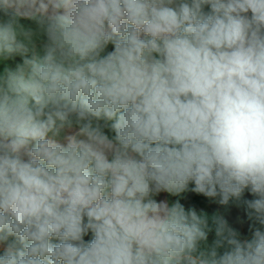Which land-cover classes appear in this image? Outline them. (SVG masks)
Wrapping results in <instances>:
<instances>
[{
  "label": "clouds",
  "instance_id": "9594fccd",
  "mask_svg": "<svg viewBox=\"0 0 264 264\" xmlns=\"http://www.w3.org/2000/svg\"><path fill=\"white\" fill-rule=\"evenodd\" d=\"M0 67V264H264V0H0Z\"/></svg>",
  "mask_w": 264,
  "mask_h": 264
},
{
  "label": "trees",
  "instance_id": "16d2710c",
  "mask_svg": "<svg viewBox=\"0 0 264 264\" xmlns=\"http://www.w3.org/2000/svg\"><path fill=\"white\" fill-rule=\"evenodd\" d=\"M191 187V186H190ZM245 197L251 199L249 193H245ZM173 202L179 199L186 208L195 207L197 210L203 209L211 215L213 212L219 211L229 221L230 225L241 231L242 235L250 236L248 231L251 224L247 220L246 212L243 208H237L235 205H229L227 207L218 205L208 200V198L200 196L196 193L186 192L179 197H172ZM215 238L214 232L209 234V243Z\"/></svg>",
  "mask_w": 264,
  "mask_h": 264
},
{
  "label": "rangeland",
  "instance_id": "374dc122",
  "mask_svg": "<svg viewBox=\"0 0 264 264\" xmlns=\"http://www.w3.org/2000/svg\"><path fill=\"white\" fill-rule=\"evenodd\" d=\"M22 62V58L21 57H19V56H17V57H15L13 60H10V61H8L7 62V66L8 67H11V68H15V65L17 64V63H21ZM2 70H3V68L2 67H0V72H2Z\"/></svg>",
  "mask_w": 264,
  "mask_h": 264
},
{
  "label": "crops",
  "instance_id": "0c3cea01",
  "mask_svg": "<svg viewBox=\"0 0 264 264\" xmlns=\"http://www.w3.org/2000/svg\"><path fill=\"white\" fill-rule=\"evenodd\" d=\"M108 50H111V46H109V49ZM163 196H167V194H162V197ZM169 200L173 202V198L172 196H168Z\"/></svg>",
  "mask_w": 264,
  "mask_h": 264
}]
</instances>
